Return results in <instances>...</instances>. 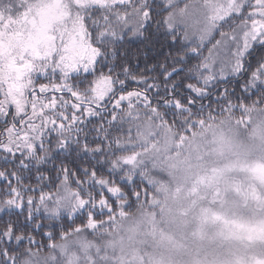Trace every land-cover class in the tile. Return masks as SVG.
<instances>
[{"label":"trees","instance_id":"16d2710c","mask_svg":"<svg viewBox=\"0 0 264 264\" xmlns=\"http://www.w3.org/2000/svg\"><path fill=\"white\" fill-rule=\"evenodd\" d=\"M184 1L127 0L109 9L88 8L90 17L83 24L97 51L91 71L45 73L33 80L47 93L30 89L31 109L25 102L23 124L0 129V264H77L81 260L74 255L83 254L81 244L99 253L98 264L131 261L127 251L140 264H163L177 233L184 243L203 232L200 248L211 251L213 261L237 253L264 255L258 238L235 243L215 230L223 238L216 240L209 223H233L221 214L210 221L204 215L212 210L210 202L197 191L189 193L190 185L184 189L171 183L167 189L140 176L154 161L132 170L131 177L123 172L127 165L120 164L142 149L162 145L157 141L162 135L175 143L173 153L183 148L182 138L207 143L218 130L239 140L264 114V80L257 72L264 44L247 52L237 71L236 54L231 63L225 50L213 52L243 24L248 6L215 21L209 36L192 38L181 25L168 26V15L182 9ZM13 2L0 0V14L20 11ZM218 58L223 61L217 63ZM101 79L109 91L97 100ZM20 131L24 142L16 140ZM160 158L155 157L156 164ZM114 186L116 197L107 192ZM258 212L248 224L259 222ZM114 214L113 230L103 233ZM191 247L185 244L175 264L197 257Z\"/></svg>","mask_w":264,"mask_h":264},{"label":"rangeland","instance_id":"374dc122","mask_svg":"<svg viewBox=\"0 0 264 264\" xmlns=\"http://www.w3.org/2000/svg\"><path fill=\"white\" fill-rule=\"evenodd\" d=\"M15 1L13 7H17L20 11L17 9L14 15L9 12L0 14V101L1 108L13 107L18 114L24 111L27 92L34 87L33 80L38 76L52 72L73 74L91 71L97 51L83 24L84 19L90 17L87 9L94 6L109 9L127 0ZM181 5L182 9L168 15V26L171 28L172 25L179 24L192 38L209 36L214 31L215 21L239 15L244 5L248 6L243 24L235 29L233 35L230 34L213 48V52L217 55L227 52L231 63L233 54L239 57L235 71L240 67L242 69L240 61L241 58H245L247 52L249 53L259 44H264V0H186ZM224 50L226 52H223ZM262 59L257 72L264 80V58ZM219 61L223 59L218 58L217 63ZM34 89L42 94L47 93L44 92V88L38 86ZM96 89V99L100 100L106 97L109 86L101 79L97 82ZM262 118L264 114L255 117V124L250 129V134L241 136L239 140L223 130H218L213 132V140L207 143L204 139L199 142L197 138L192 142L188 139L186 143V138H182L179 146L183 148L174 153L170 150L175 143L170 141L171 138L161 134L162 136L157 137V141L163 142L162 145L159 143L146 150L142 149L120 164L127 165L128 169L123 172L131 177L132 170L144 166L147 161H154L143 173H139L147 181L165 185L167 189L171 183L184 189L190 185L189 193L197 191L202 199L210 202L212 210L204 214L210 221L215 219L216 214H221L223 219L228 220L229 216L233 223L218 225L217 219L214 220V224L209 223L212 225L209 227L211 235L216 240L223 238L217 237L216 233L214 234L215 230L220 234L225 232L226 237L228 236V239L235 243H245L254 238L264 242V119ZM22 135L23 131L17 133L16 140L26 141ZM29 144L31 146L32 143ZM3 150L9 151L7 148ZM155 157H161L157 164ZM114 187L107 192L111 191L110 194L116 197L117 189L116 186ZM58 200L57 198V206ZM216 204L218 207L214 208ZM53 205V211L58 213L59 210H55ZM259 209L262 218L256 224H248L247 220L251 217L259 216ZM115 216L116 214L110 219L113 224L106 226L108 228L105 227L103 233L113 230V225L116 224ZM205 220L203 216L202 226L205 225ZM100 225L103 226L104 222ZM177 234V239H171L170 251L168 256H165L163 264H175V256L181 257V253H185L182 250L185 244L192 245L191 248L195 249L197 257L190 261L179 258L176 264H264V255L257 256V253L255 255L237 253L230 259L213 261L212 252H203L204 248H200L205 241L200 237H204L205 232L199 234L198 238H193L191 242L184 243L182 236ZM144 239L146 237H143L142 241ZM148 240H150L147 241L149 244L156 242L152 238ZM114 245L116 246V237L110 240L111 249ZM80 246H83L84 252L80 256L74 255L75 259L81 260L77 264L99 263L98 252L95 253L93 250L92 254L88 251V246L83 244ZM136 249L137 244L134 250ZM113 252L116 253V247ZM115 253L111 254L116 258ZM127 253H129L125 257L127 260H131L133 264H140L133 252L127 251ZM108 257L113 258L111 255ZM131 261L121 262L131 264ZM152 263L148 262V264Z\"/></svg>","mask_w":264,"mask_h":264},{"label":"flooded vegetation","instance_id":"af4514ba","mask_svg":"<svg viewBox=\"0 0 264 264\" xmlns=\"http://www.w3.org/2000/svg\"><path fill=\"white\" fill-rule=\"evenodd\" d=\"M34 93H37L36 89L33 88L32 90ZM26 106L28 109H31V105L29 103V94L27 95L26 99ZM26 112L23 111L21 113H18L15 111V108L9 107V108H1V101H0V129L2 130V127H8L9 128H17L23 124L24 117L26 116ZM2 137L4 135H1ZM4 138V137H3ZM5 139V138H4Z\"/></svg>","mask_w":264,"mask_h":264}]
</instances>
